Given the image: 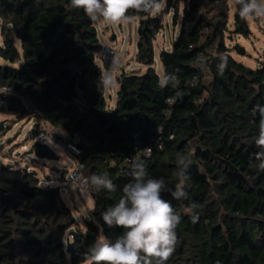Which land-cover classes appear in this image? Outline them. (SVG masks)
Instances as JSON below:
<instances>
[{"label": "trees", "instance_id": "trees-1", "mask_svg": "<svg viewBox=\"0 0 264 264\" xmlns=\"http://www.w3.org/2000/svg\"><path fill=\"white\" fill-rule=\"evenodd\" d=\"M171 9L180 29L160 59L163 75L179 79L176 89L160 87L154 66L153 40ZM229 11V0H182L181 9L180 0H166L160 13L138 14L136 57L147 69L122 72L111 106L97 62L98 30L82 9L71 8L70 0H0V113L19 118L34 113L32 137L48 134L46 121L60 130L51 134L54 140L75 141L81 149L84 175L108 173L117 190H92L91 209L108 238L122 232L100 216L130 181L118 171L122 158L135 145H155L160 137L163 148H155L146 164L174 190L176 154L195 149L185 173L188 199L165 193L182 214L168 264H264V171L254 155L259 120L254 110L264 105V48L255 67L232 53L245 51L238 43L226 44V32L248 37L252 31L237 13L230 30ZM199 53L202 67L195 65ZM221 56L227 57L223 74L217 68ZM59 190L0 157V264H80L99 228L89 219L87 234L77 230L68 253L64 234L75 217ZM190 202L198 205L195 223L183 214Z\"/></svg>", "mask_w": 264, "mask_h": 264}, {"label": "clouds", "instance_id": "clouds-1", "mask_svg": "<svg viewBox=\"0 0 264 264\" xmlns=\"http://www.w3.org/2000/svg\"><path fill=\"white\" fill-rule=\"evenodd\" d=\"M229 6L235 9L242 20H264V0H229ZM70 7L82 9L93 24L127 26L139 19L138 14L154 16L160 13L164 3L163 0H70ZM217 68L220 74L224 73L227 57L221 56ZM102 79L106 87L116 84L112 71L107 72ZM159 84L162 88L171 85L176 89L179 88L180 81L175 75L164 74L160 77ZM176 94L180 95L179 92ZM254 112L259 115L258 130L254 137L258 151L254 155L259 161L258 169L264 171V105H257ZM145 152L150 154V149H145ZM194 154L195 149L176 154V175L179 182L174 190L169 187L164 176L157 178L149 173L144 159L133 156L123 173L124 176L131 177V180L123 186L122 196L116 204L100 213L104 225L122 229V232L114 240L108 238L99 222L89 215L87 218L97 224L99 232L82 254L80 264H168L176 251V230L181 223L182 214L165 198V193L170 194L174 200L188 199L185 173ZM87 184L97 193L117 190L107 172L91 174L87 177ZM197 209L198 205L190 202L183 208V214L189 215L195 223L199 219Z\"/></svg>", "mask_w": 264, "mask_h": 264}, {"label": "rangeland", "instance_id": "rangeland-1", "mask_svg": "<svg viewBox=\"0 0 264 264\" xmlns=\"http://www.w3.org/2000/svg\"><path fill=\"white\" fill-rule=\"evenodd\" d=\"M182 3L180 2V9ZM235 9L230 7L228 27L230 30L235 28L234 15ZM173 10L171 9L164 16L165 27L161 29L153 40L155 50V69L161 76L163 75V64L160 59V52L163 48H170L173 39L177 36L180 26H174L172 23ZM1 23V20H0ZM252 31L248 37L236 32H226V44L233 46L240 44L245 54L238 53L235 49L232 53L244 61L249 66H258L259 58L264 48V20L248 22ZM98 30V36L102 48L109 45L116 50L115 65H119L121 72L138 70L145 72L147 66L140 62L136 57L138 33V19L127 26H102L95 24ZM3 41V34L0 30V43ZM97 53V62L101 65L104 75L108 72L105 62ZM205 80L211 78L209 70L205 69ZM115 77V76H114ZM116 84L113 87L105 86V97L108 103L116 101L119 80L115 77ZM34 113L19 118L15 113L6 111L0 113V157L6 161L15 164L17 167L34 171L45 184L57 185L63 188L62 198L71 207L75 217V224L65 231L64 242L67 237L73 240L72 230L85 231L87 228V218L91 215V209L94 206L92 189L81 188L79 182L70 178L71 171L75 167L76 159L68 151L64 144L54 140L52 133L60 131L52 127L48 122L43 121L42 125L48 135L42 134L32 137L31 130L35 125L36 119ZM41 145L49 144L57 153L56 157L40 156L35 153L34 143ZM41 147V146H39ZM84 174V173H83ZM60 191V190H59ZM97 237V236H96Z\"/></svg>", "mask_w": 264, "mask_h": 264}, {"label": "built area", "instance_id": "built-area-1", "mask_svg": "<svg viewBox=\"0 0 264 264\" xmlns=\"http://www.w3.org/2000/svg\"><path fill=\"white\" fill-rule=\"evenodd\" d=\"M116 56V50L109 46V45H105L100 52V57L103 59V61L105 63L109 64V68H108V72L112 71L113 75L119 80V78L121 77V70L119 69V65H115L113 64V61L115 59ZM202 58H203V54L199 53L196 60H195V65L197 67H202ZM196 81V77H194L193 82ZM170 102H173L174 99L171 98L169 99ZM159 130H161V127H158ZM48 134H43V137H46ZM136 136V135H135ZM65 147L68 149V151L75 157L76 162H75V167L73 169V171H71L70 174V178L74 181L79 182V185L81 188H88L89 185L87 184V176L83 174V164L80 162V160L78 159V155H80L81 153V149L77 146L75 141H71L68 142L67 144H65ZM155 148L158 149H162L163 148V143L161 141V138L159 137L156 141L155 145H135L134 146V150L132 151V153H130L129 155L125 156L122 158V160L119 163L118 166V171L119 173L127 178L128 180H131V177H126L124 176V170H125V166L128 164L129 160L133 157V156H137V157H141L142 159H144V162L146 163L147 158L153 153V151L155 150ZM145 149H150V154L145 152ZM60 193H63V188L60 187Z\"/></svg>", "mask_w": 264, "mask_h": 264}, {"label": "water", "instance_id": "water-1", "mask_svg": "<svg viewBox=\"0 0 264 264\" xmlns=\"http://www.w3.org/2000/svg\"><path fill=\"white\" fill-rule=\"evenodd\" d=\"M35 153L40 156H47V155L51 157L57 156V153L55 152V150L47 143H44L41 145V147L36 148ZM92 196L94 197L93 193H92ZM71 233L73 235V240L70 241L69 237H67L66 239V244H67L66 251L68 253L72 251L73 247L75 246V241L77 239V231L72 230Z\"/></svg>", "mask_w": 264, "mask_h": 264}, {"label": "crops", "instance_id": "crops-1", "mask_svg": "<svg viewBox=\"0 0 264 264\" xmlns=\"http://www.w3.org/2000/svg\"><path fill=\"white\" fill-rule=\"evenodd\" d=\"M165 1H166V0H163L164 5H165ZM180 2L182 3V0H180ZM118 88H119V87H118ZM116 97H117V96H116ZM115 103H116V101H115L114 103H112V104H111V103H109V104H110L111 106H114Z\"/></svg>", "mask_w": 264, "mask_h": 264}]
</instances>
